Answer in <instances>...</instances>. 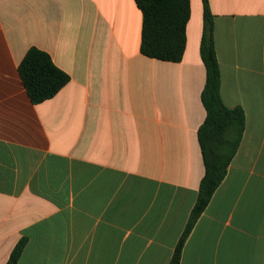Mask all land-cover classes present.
<instances>
[{
  "label": "crops",
  "instance_id": "0c3cea01",
  "mask_svg": "<svg viewBox=\"0 0 264 264\" xmlns=\"http://www.w3.org/2000/svg\"><path fill=\"white\" fill-rule=\"evenodd\" d=\"M225 105L245 127L180 264H264V0H209ZM180 61L141 52L135 0H0V264H168L205 167L203 2ZM30 47L69 81L31 101Z\"/></svg>",
  "mask_w": 264,
  "mask_h": 264
},
{
  "label": "trees",
  "instance_id": "16d2710c",
  "mask_svg": "<svg viewBox=\"0 0 264 264\" xmlns=\"http://www.w3.org/2000/svg\"><path fill=\"white\" fill-rule=\"evenodd\" d=\"M142 11L141 52L149 57L180 61L186 46V26L190 17V0H135ZM203 2V31L200 55L206 69L201 101L206 116L198 128L205 172L198 195L185 228L175 245L168 264H180L183 246L198 218L224 179L242 139L245 113L240 105L229 107L220 94V68L214 40V17L209 0ZM19 73L32 102L54 96L68 81L69 75L51 56L30 47L19 64ZM26 244L22 237L11 250L5 264H17Z\"/></svg>",
  "mask_w": 264,
  "mask_h": 264
}]
</instances>
